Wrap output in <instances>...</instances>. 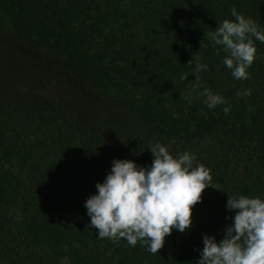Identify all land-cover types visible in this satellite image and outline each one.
<instances>
[{
  "label": "trees",
  "instance_id": "1",
  "mask_svg": "<svg viewBox=\"0 0 264 264\" xmlns=\"http://www.w3.org/2000/svg\"><path fill=\"white\" fill-rule=\"evenodd\" d=\"M6 1L0 264H197L204 234L219 242L233 223L228 194L264 199V43L254 39L250 79L237 80L223 64L226 54H216L221 46L207 39L224 19L234 20L233 7L264 31V0ZM4 48L12 66L1 62ZM194 55L208 65L199 90L226 104L210 109L192 91ZM156 142L210 169L192 227L173 229L156 254L143 241L133 247L98 238L86 200L114 160L150 167L148 147Z\"/></svg>",
  "mask_w": 264,
  "mask_h": 264
},
{
  "label": "clouds",
  "instance_id": "2",
  "mask_svg": "<svg viewBox=\"0 0 264 264\" xmlns=\"http://www.w3.org/2000/svg\"><path fill=\"white\" fill-rule=\"evenodd\" d=\"M234 20L224 19L218 27L207 33V39L223 51V64L237 80L250 79L247 71L256 57L254 39L264 43V31L257 23L231 9ZM205 39V38H204ZM204 41V40H203ZM201 42V48L206 47ZM188 65H194L196 82L192 91L204 97L208 108L226 104L225 99L213 94L200 84L199 73L208 70L198 56ZM181 80L187 79L182 74ZM250 95V90L237 92V96ZM181 98L187 99L183 93ZM223 111L228 114L229 107ZM148 150L153 161L148 168L137 167L128 159L112 162L110 173L103 183H97L98 194L90 196L85 207L91 218L90 226L99 232L98 238L113 241L126 239L135 247L143 241L147 250L156 254L164 247L166 236L173 229L185 232L192 227L193 207L201 202L204 190L211 186L210 169L203 164L194 166L196 157L184 152L174 158L168 148L156 142ZM226 208L234 211L233 223L224 230V238L204 234V247L197 264H264V199L249 198L241 194L229 195Z\"/></svg>",
  "mask_w": 264,
  "mask_h": 264
},
{
  "label": "rangeland",
  "instance_id": "3",
  "mask_svg": "<svg viewBox=\"0 0 264 264\" xmlns=\"http://www.w3.org/2000/svg\"><path fill=\"white\" fill-rule=\"evenodd\" d=\"M11 13H12L11 12V8L8 5V2L6 0H0V23L3 24L4 21L7 20L8 17H9L7 15H11ZM3 51H4V54H3L2 58H1V62L6 64V65H8V66L9 65L12 66V59H13L12 58V51H10V50H8L6 48H4ZM38 69L39 68H36V70H38ZM30 73L32 74V71ZM21 77L24 80L23 81L24 84H25L26 81H29L31 79L29 74H23V75H21ZM30 81H29V83H30ZM26 86H29V84H26ZM170 241H171V234L166 236L164 245L168 246L169 245L168 243H170Z\"/></svg>",
  "mask_w": 264,
  "mask_h": 264
}]
</instances>
